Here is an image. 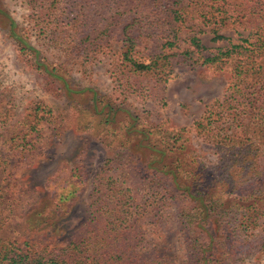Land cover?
Returning a JSON list of instances; mask_svg holds the SVG:
<instances>
[{
    "label": "rangeland",
    "instance_id": "rangeland-1",
    "mask_svg": "<svg viewBox=\"0 0 264 264\" xmlns=\"http://www.w3.org/2000/svg\"><path fill=\"white\" fill-rule=\"evenodd\" d=\"M231 3L240 7V0H228L226 17L214 10L217 23L207 24L203 17L183 21L177 44L171 47L176 54L171 56L165 81L139 76V86L127 82L122 87L112 79L116 69L118 73L120 70L113 45L88 53L90 57L70 51L81 30V19H74L70 9L63 16L44 17L35 15L39 10L37 0H0V7L13 18L16 32L34 47L46 70L40 71L21 59L8 25L0 23V125L3 120L4 125L11 126L25 114L33 124L32 106L37 101L51 109L50 119H42L37 125L39 133L33 147L16 153L4 150L9 152L3 176L10 192L11 234L20 247L57 246L78 240L96 213L99 180L116 173L106 167V162L113 158L114 147L125 144L127 150L116 157L122 161L124 184L132 189L136 226L143 230L140 251L186 258L187 239L179 210L198 202L191 196L194 167L203 165L212 170L218 159L215 149L196 134L195 121L207 102L225 95L231 75L227 68L202 63L200 55L188 60L179 52L188 47L186 38L191 34H197L207 47L202 55L216 45L246 36L244 25L248 23L234 20ZM197 4L199 1H195ZM215 26L227 38L213 40L211 28ZM114 44L117 46V42ZM153 49L154 39L142 36L134 46V55L147 60ZM44 112L39 110V114ZM157 124L184 125L188 139L174 147L157 145V136L149 131ZM257 133L261 136L260 131ZM233 136L239 139L243 135L237 131ZM261 144L264 157V141ZM72 171L79 174L78 190L66 204H57L50 195L53 188L60 192L61 187L54 182L62 184ZM225 186L222 182L218 189L225 190ZM51 205L58 210L53 228L42 231L44 223L39 224V220L44 213H52ZM263 227L261 222L247 244L225 253L222 263L264 264V247L256 236Z\"/></svg>",
    "mask_w": 264,
    "mask_h": 264
},
{
    "label": "trees",
    "instance_id": "trees-1",
    "mask_svg": "<svg viewBox=\"0 0 264 264\" xmlns=\"http://www.w3.org/2000/svg\"><path fill=\"white\" fill-rule=\"evenodd\" d=\"M37 1V16H63L70 9L74 19H81L78 24L80 36L69 47L74 55L90 57L88 53L101 47L109 49L113 45L120 70L118 73L116 69L112 79L122 87L127 82L139 86V76L165 81L172 65L171 56L175 53L171 47L177 44L183 21L188 17H203L207 24L217 23L214 10L223 17L230 11L228 0ZM195 1L199 4L195 5ZM231 5L235 8L234 20L248 23L244 25L248 29L246 36L236 42L229 40L226 44L216 45L208 54L202 55L201 51L207 47L197 34H191L186 38L188 47L179 52L182 59L188 60H196L200 55L202 63L217 69L227 68L231 75L225 95L207 102L203 114L195 121L196 134L215 149L218 159L212 170L203 165L194 167L191 196L198 202L183 205L179 210V222L187 239L186 258L145 255L140 251L143 230L136 226L132 189L124 184L125 177L120 172L122 161L116 157L120 151L127 150L125 144L117 146L118 150L114 147L113 158L106 162V167L116 173L99 180L95 188L96 213L86 223L78 240L57 246L18 245L16 237L11 234L10 192L3 176L9 152L4 150L16 153L33 147L39 133L38 123L42 119L49 120L51 114L50 107L37 101L32 106L33 124L28 121L27 114L11 126L4 125L1 120L0 264H223L225 253L250 241L261 222L264 225V157L261 147L264 141V0H240L239 8L234 3ZM0 14V23L8 25L21 59L40 71H46L34 47L16 32L13 18L2 7ZM218 28H211L212 39L227 38L218 32ZM142 36L154 39V49L147 60L134 55V46ZM130 73H133V81H130ZM39 110L45 112L39 114ZM149 131L157 136V145L163 143L174 147L188 139L184 125L162 127L157 124ZM237 131L243 135L239 139L233 136ZM259 131L261 136L257 133ZM259 138H263L261 143L257 142ZM72 172V175L66 174L64 179L67 180L62 184L54 182L57 188L61 187L60 192L53 188L50 195L57 204H66L78 190L79 174ZM222 182L226 185L225 190L218 189ZM49 211L52 213H44L39 220V224L44 223L42 231L53 228L58 210L51 205ZM257 234L259 244L264 247V227Z\"/></svg>",
    "mask_w": 264,
    "mask_h": 264
}]
</instances>
